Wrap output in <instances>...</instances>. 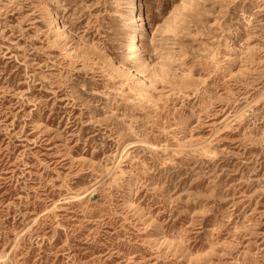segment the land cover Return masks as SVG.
<instances>
[{"label": "rangeland", "instance_id": "obj_1", "mask_svg": "<svg viewBox=\"0 0 264 264\" xmlns=\"http://www.w3.org/2000/svg\"><path fill=\"white\" fill-rule=\"evenodd\" d=\"M141 2L0 0V264H264V0Z\"/></svg>", "mask_w": 264, "mask_h": 264}, {"label": "bare ground", "instance_id": "obj_2", "mask_svg": "<svg viewBox=\"0 0 264 264\" xmlns=\"http://www.w3.org/2000/svg\"><path fill=\"white\" fill-rule=\"evenodd\" d=\"M136 3H137V1H136ZM138 4L139 5H137L136 6V9L138 10V9H141L142 8V2H141V0H138ZM87 7V6H86ZM47 12H48V14L52 17V19H53V21H55V22H59V16H58V14L56 13V12H54L53 11V9L51 8V7H47ZM36 13V12H35ZM97 13V12H96ZM60 23V22H59ZM63 28V27H62ZM231 28V27H230ZM229 31V29H227V32ZM63 33L64 34H68L69 33V30L67 29V28H64L63 29ZM233 34V33H232ZM83 37V36H82ZM85 38V37H84ZM224 38V37H223ZM235 39V38H234ZM94 40V39H93ZM226 41V40H225ZM137 42H138V40L136 39V35H131L130 36V40H129V44H131V46L132 47H135L136 45H137ZM70 46H72V45H70ZM235 46V45H234ZM228 48V47H227ZM176 53V52H175ZM72 54V53H71ZM176 55V54H175ZM110 56V55H109ZM223 56V55H222ZM170 58V57H169ZM172 58V57H171ZM113 61H114V58H113ZM116 63V62H115ZM115 63H114V65H115ZM149 64V63H148ZM183 64V63H182ZM187 65V64H186ZM194 65V64H193ZM117 66L118 67H121V65L120 64H117ZM120 69V68H119ZM129 69V68H128ZM122 70V69H121ZM123 72H124V70H122ZM129 71V70H128ZM185 71V70H184ZM127 72V71H126ZM131 72V71H130ZM129 72V73H130ZM125 73V72H124ZM126 74V73H125ZM132 75H133V72L131 73ZM155 74V73H154ZM157 74V73H156ZM129 75V74H128ZM193 75V74H192ZM88 76V75H87ZM126 76H127V74H126ZM128 77V76H127ZM130 77H131V75H130ZM176 77V76H175ZM197 77H200V76H197ZM129 78V77H128ZM141 80L142 81H144L147 85H150L149 84V80L146 78V77H142L141 78ZM119 83V82H118ZM188 83V82H187ZM146 85V86H147ZM216 87V86H215ZM162 88V87H161ZM78 89V88H77ZM167 89V88H166ZM197 91V90H196ZM151 92V91H150ZM218 95V94H217ZM66 101V100H65ZM257 102V101H256ZM252 104H254V103H252ZM170 106V105H169ZM160 108V107H159ZM101 113V112H100ZM197 113H198V111H197ZM159 115V114H158ZM242 116V115H241ZM242 118V117H241ZM244 118V117H243ZM239 119V118H238ZM228 120V119H227ZM171 121V120H170ZM192 121V120H191ZM35 122V121H34ZM194 122V121H193ZM37 124V123H36ZM169 124V123H168ZM226 127H227V125H226ZM163 128V127H162ZM224 128V127H223ZM137 129V128H136ZM190 131V130H189ZM220 131V130H219ZM218 134V133H217ZM187 135H190V134H187ZM210 141V140H209ZM134 144H136L135 143V141H128L127 143H126V145H125V149H126V152H127V150L131 147V146H133ZM140 144V143H139ZM142 144V143H141ZM148 144V143H147ZM143 145V144H142ZM198 145V144H197ZM149 146V145H148ZM155 146V145H154ZM194 146V145H193ZM199 146V145H198ZM197 146V147H198ZM201 146V145H200ZM199 146V147H200ZM157 147V146H156ZM172 147V146H171ZM150 148V147H149ZM151 148H153L152 146H151ZM170 148V147H169ZM172 148H174V147H172ZM188 148V147H187ZM205 148H207V147H205ZM123 149H124V147H123ZM132 149V148H131ZM139 149V148H138ZM160 149V148H159ZM177 149V148H176ZM178 149H179V147H178ZM177 149V150H178ZM181 149V148H180ZM182 149H183V147H182ZM185 149V148H184ZM192 149V148H191ZM190 149V150H191ZM194 149V148H193ZM197 149V148H196ZM144 150V149H143ZM161 150V149H160ZM175 150V149H174ZM200 150V149H199ZM210 150V149H209ZM123 151V150H122ZM125 151V150H124ZM129 151V150H128ZM145 151V150H144ZM180 151V150H179ZM203 151V150H202ZM206 151H208V150H206ZM173 152V151H172ZM205 152V151H204ZM211 152V151H210ZM210 152H208L209 154H210ZM128 153V152H127ZM195 153V152H194ZM205 153H207V152H205ZM214 153V152H213ZM212 153V154H213ZM124 154V153H123ZM208 154V155H209ZM211 155V154H210ZM121 157V156H120ZM126 157V156H125ZM165 157V156H164ZM131 158V157H130ZM118 159H121V158H118ZM123 159V158H122ZM125 159V158H124ZM120 161V160H119ZM118 161V162H119ZM117 163V162H116ZM117 165V164H116ZM120 165V164H119ZM114 169V168H113ZM117 169H118V167H117ZM120 169V168H119ZM114 171V170H113ZM113 171H112V173H113ZM121 171V170H120ZM117 172V171H116ZM123 172H124V170H123ZM115 173V172H114ZM116 175V174H115ZM118 175V174H117ZM120 175V174H119ZM121 175H122V173H121ZM120 175V176H121ZM110 176H112V175H110ZM109 178V177H108ZM114 178V177H113ZM117 179H118V177H117ZM117 179H115V180H117ZM120 179V178H119ZM119 179L117 180V181H119ZM121 180V179H120ZM105 181V180H104ZM112 182H114V180L112 181ZM117 183V182H116ZM101 185V184H100ZM130 187H131V185H130ZM97 189V188H96ZM95 190V189H94ZM97 191V190H96ZM93 192V191H92ZM91 192V193H92ZM95 193V192H94ZM89 194V193H88ZM96 195V194H95ZM130 197V196H129ZM94 198V197H93ZM70 199V198H69ZM74 199V198H73ZM128 199V198H127ZM91 201V200H90ZM53 206V205H52ZM54 206H55V204H54ZM55 207H57V206H55ZM56 209V208H55ZM57 218V217H56ZM16 245V244H15ZM18 247V246H17ZM19 248V247H18Z\"/></svg>", "mask_w": 264, "mask_h": 264}]
</instances>
